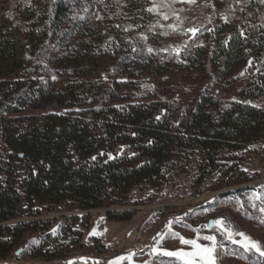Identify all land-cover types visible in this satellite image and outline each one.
Wrapping results in <instances>:
<instances>
[{
    "label": "trees",
    "instance_id": "16d2710c",
    "mask_svg": "<svg viewBox=\"0 0 264 264\" xmlns=\"http://www.w3.org/2000/svg\"><path fill=\"white\" fill-rule=\"evenodd\" d=\"M0 7V258L39 226L11 222L23 201L36 216L60 204L126 206L135 189H160L179 173H193L200 192L248 181L245 149L264 145V108L212 90L264 97L261 0H0ZM207 9L223 15L209 19ZM191 11L199 32L179 56L163 50L182 33L170 32L169 17ZM177 90L189 96L177 99ZM135 214L107 212L120 221Z\"/></svg>",
    "mask_w": 264,
    "mask_h": 264
},
{
    "label": "rangeland",
    "instance_id": "374dc122",
    "mask_svg": "<svg viewBox=\"0 0 264 264\" xmlns=\"http://www.w3.org/2000/svg\"><path fill=\"white\" fill-rule=\"evenodd\" d=\"M219 12L223 15L222 10ZM219 12L206 10L209 19L215 18ZM199 20L192 11L169 17L173 26L170 32L174 34L178 29L182 33L171 50L168 45H164L163 50L177 56L183 53L190 35L199 32L193 34L189 29L198 30L202 26ZM185 86L188 88L189 85ZM179 92L175 93L177 99L189 96ZM212 92L225 101L238 99L264 108V97L249 98L238 91L216 88ZM263 146L252 145L245 149L247 160L242 168L248 173V181L223 189L200 192L192 186L194 175L189 172L176 174L160 189L151 186L135 189L126 206L81 210L72 204H60L54 212L32 216L23 201L18 207V217L11 222L38 220L39 226L24 235L16 251L0 258V264H184L179 257L164 254V251L194 250L193 245L181 243V236L196 239L202 245H212V241L203 237L214 236L215 264H262L257 257L260 253L245 248L248 242L236 233H245L264 250V212L261 211L264 208ZM239 186L249 188L237 195L220 197L225 191ZM130 208L135 209L136 214L129 221L111 220L107 216L109 210ZM73 216L78 219L73 221ZM221 217L224 218L223 226L210 224ZM176 218L182 219L175 222ZM224 229L232 231L231 239ZM69 232L78 235L77 250L69 251L65 247L64 237ZM136 242L141 244L135 245Z\"/></svg>",
    "mask_w": 264,
    "mask_h": 264
},
{
    "label": "snow or ice",
    "instance_id": "6c2138e0",
    "mask_svg": "<svg viewBox=\"0 0 264 264\" xmlns=\"http://www.w3.org/2000/svg\"><path fill=\"white\" fill-rule=\"evenodd\" d=\"M261 3H264V0H261ZM157 10H158L157 6L147 9V11L149 12H153ZM164 19H168V16L164 15ZM169 27H173V26L169 25ZM189 31L195 34V32L198 30L189 29ZM148 51L151 52L152 49L149 48ZM93 159H95V157H93ZM261 211L264 212V208H261ZM180 219L182 218H176L175 222H179ZM213 223L223 226L224 218L221 217L220 219L214 221ZM168 227L170 228L171 224H169ZM224 230L227 232L228 238L231 239L233 236L232 231L229 229H224ZM173 235H178V234L173 233ZM236 235L243 237V239L248 242L247 244L244 245L245 248H248L249 250L255 249L257 252L260 253V255L264 256V250L261 249L257 241L252 240L251 237L247 236L243 232H238L236 233ZM197 239H199V237ZM203 239L207 241H212L213 244L212 245H206V244L202 245V244L197 243L196 239H185L184 237L181 236L180 237L181 243L193 245L194 250L192 252H184L182 250L164 251V254L168 256L179 257L184 262V264H215V259H214V254L216 251L215 237L214 236H204Z\"/></svg>",
    "mask_w": 264,
    "mask_h": 264
},
{
    "label": "built area",
    "instance_id": "2783aa9c",
    "mask_svg": "<svg viewBox=\"0 0 264 264\" xmlns=\"http://www.w3.org/2000/svg\"><path fill=\"white\" fill-rule=\"evenodd\" d=\"M78 235L75 232H69L65 237H64V242H65V247H76L77 250V243H78ZM141 244V242H136L135 245Z\"/></svg>",
    "mask_w": 264,
    "mask_h": 264
},
{
    "label": "bare ground",
    "instance_id": "6f19581e",
    "mask_svg": "<svg viewBox=\"0 0 264 264\" xmlns=\"http://www.w3.org/2000/svg\"><path fill=\"white\" fill-rule=\"evenodd\" d=\"M76 247H68L67 250L74 251Z\"/></svg>",
    "mask_w": 264,
    "mask_h": 264
},
{
    "label": "water",
    "instance_id": "95a60500",
    "mask_svg": "<svg viewBox=\"0 0 264 264\" xmlns=\"http://www.w3.org/2000/svg\"><path fill=\"white\" fill-rule=\"evenodd\" d=\"M210 224L212 225V224H213V221H211ZM19 252H20V251H19Z\"/></svg>",
    "mask_w": 264,
    "mask_h": 264
}]
</instances>
